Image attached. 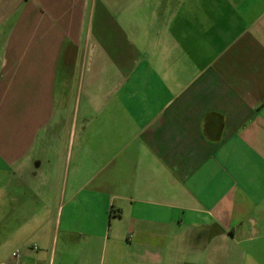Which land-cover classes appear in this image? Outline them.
<instances>
[{
  "label": "crops",
  "instance_id": "crops-1",
  "mask_svg": "<svg viewBox=\"0 0 264 264\" xmlns=\"http://www.w3.org/2000/svg\"><path fill=\"white\" fill-rule=\"evenodd\" d=\"M0 264H264V0H0Z\"/></svg>",
  "mask_w": 264,
  "mask_h": 264
},
{
  "label": "built area",
  "instance_id": "built-area-1",
  "mask_svg": "<svg viewBox=\"0 0 264 264\" xmlns=\"http://www.w3.org/2000/svg\"><path fill=\"white\" fill-rule=\"evenodd\" d=\"M10 256H11V258H17L18 257V252L16 251V250H14V251H12L11 253H10Z\"/></svg>",
  "mask_w": 264,
  "mask_h": 264
}]
</instances>
